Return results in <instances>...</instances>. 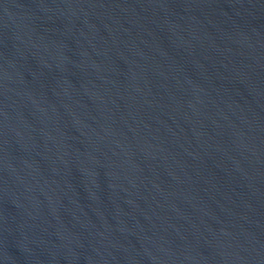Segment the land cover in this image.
<instances>
[{"label": "water", "instance_id": "obj_1", "mask_svg": "<svg viewBox=\"0 0 264 264\" xmlns=\"http://www.w3.org/2000/svg\"><path fill=\"white\" fill-rule=\"evenodd\" d=\"M0 264H264V0H0Z\"/></svg>", "mask_w": 264, "mask_h": 264}]
</instances>
